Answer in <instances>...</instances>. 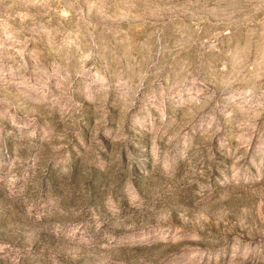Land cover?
Masks as SVG:
<instances>
[{
	"label": "rangeland",
	"instance_id": "374dc122",
	"mask_svg": "<svg viewBox=\"0 0 264 264\" xmlns=\"http://www.w3.org/2000/svg\"><path fill=\"white\" fill-rule=\"evenodd\" d=\"M0 264H264V0H0Z\"/></svg>",
	"mask_w": 264,
	"mask_h": 264
}]
</instances>
